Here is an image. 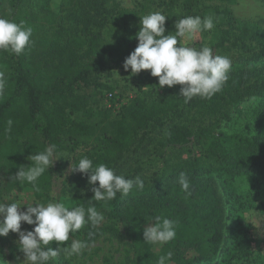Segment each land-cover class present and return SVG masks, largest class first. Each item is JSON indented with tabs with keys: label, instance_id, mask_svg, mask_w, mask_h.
Wrapping results in <instances>:
<instances>
[{
	"label": "trees",
	"instance_id": "trees-1",
	"mask_svg": "<svg viewBox=\"0 0 264 264\" xmlns=\"http://www.w3.org/2000/svg\"><path fill=\"white\" fill-rule=\"evenodd\" d=\"M70 1L73 10L65 13L34 11L29 0H0V17L33 29L32 42L23 54L0 50V134L4 138L0 159L14 177L21 166L31 164L23 158L52 144L57 152L62 151L64 136L73 143L91 135L90 124L73 118L77 113L91 116L93 112V99L80 90L103 87L99 77L113 64L123 65L138 45L143 10L121 8L116 0ZM205 1L161 0L170 19L165 22V35L176 31L177 19L200 12ZM217 1L222 5L217 16L227 20L229 27L221 29L223 41L229 40L238 53L247 56L243 63L232 65L222 90L211 99L195 97L185 104L179 95L181 85L160 94H154L153 85L147 91L139 89L136 98L121 107L112 133L84 154L93 166L104 163L114 169L140 135L163 131L146 151H153L157 158L149 156L146 166L162 164L151 184L144 183L140 191L135 188L134 195L117 193L107 202L88 201L93 197L91 190L73 200L74 206L94 205L105 216L124 220L136 264H156L168 251L173 252L170 264H256L262 255L260 240L249 235L234 216L248 203L236 186L238 178L245 176L264 188V28L258 23H240L231 8L236 0ZM108 27L115 33L114 42L103 38ZM251 98L259 104L245 114L242 104ZM191 110L200 113L201 120L191 123ZM206 116L219 125L212 129L205 125L202 118ZM238 119L251 124L250 133L223 130L225 124ZM8 120L13 122L11 131L6 130ZM189 144L194 153L188 151L187 158L171 165L160 152ZM181 172L191 179L190 196L170 183ZM77 173L81 181H88L87 175ZM38 184L40 191L22 183L31 192L28 203L52 202L49 170ZM157 215L177 222L176 238L167 244L145 242L144 229ZM86 227L87 242L96 240L99 227ZM49 264L62 263L53 260Z\"/></svg>",
	"mask_w": 264,
	"mask_h": 264
},
{
	"label": "rangeland",
	"instance_id": "rangeland-1",
	"mask_svg": "<svg viewBox=\"0 0 264 264\" xmlns=\"http://www.w3.org/2000/svg\"><path fill=\"white\" fill-rule=\"evenodd\" d=\"M180 1L181 3L182 1L186 2V0ZM29 2L31 9L34 11H39V9L43 8L55 12L64 10L65 13H69L73 10L70 0H29ZM116 3L121 8L143 10L142 15L153 11H161L167 16L165 6L161 0H116ZM218 7H222L219 1L206 0L205 7L200 12L191 14L190 16H200L202 19L211 16L214 28L209 31L196 33L190 41L181 39V43L196 48L209 46L213 49L214 54L228 56L232 61V65L243 63L246 61L247 56L238 53L231 46L232 42L229 40L224 42L222 39L221 29L225 30V28L229 27L226 26L227 20L218 18ZM231 8L235 18L240 23H258L264 28V0H236ZM166 21H170V19L168 18ZM103 38L110 42L115 41V33L111 27L104 30ZM98 83L103 87L97 88L94 85L91 88L83 87L80 90L81 95L91 96L93 99L92 115L86 116L83 113L73 115L75 120L85 121L91 125V135L79 138L73 143L69 141L67 136H64L66 147L62 151H56L55 158L57 160L49 168L52 176L49 192L51 199L64 202L71 207H75L73 203L75 197L88 194L98 182L96 185H89L88 181H81V177L77 172L73 173L70 171V164L72 162L76 163L84 154L98 148L100 140L112 133L121 107L133 101L139 89L147 91L150 85H153L156 87L154 94H160L164 90L169 89L167 86L159 87L158 78L152 77L150 70H142L139 74L133 76L131 69L125 71L123 65L116 64H113L106 73L99 77ZM258 104L259 100L257 98L247 100L242 104L243 113L246 114L251 109L253 111ZM189 118H191L190 122L192 123L196 119L201 120V115L197 111L191 110ZM202 122L211 127V129L219 125L215 124L217 122L216 119H209L207 116L202 118ZM198 124V122L194 123V125ZM165 128L167 127L165 126ZM251 129V124H247L242 119H238L235 123L225 124L223 127V130L240 134L250 133ZM159 132L153 135H140L134 147L119 157L118 164L113 169L115 174L123 175L127 179H134L139 176L144 183L151 184L152 179L155 178L157 167H162V164H159L156 168L146 166L149 156L155 158L153 151L150 153L146 151L150 149L151 145L149 143L159 139L163 134V131L160 130ZM3 143L4 138L0 134V148ZM192 144L172 150H161L160 152L164 156V160L171 165L179 159L187 158L188 151L193 154ZM23 161L30 162L28 157L23 158ZM14 178L0 159V202H19L22 205L20 211H25L27 203L30 201L31 192L29 189L24 188L21 182L15 181ZM189 181L191 185V179ZM173 182L174 186L180 187L177 180L170 183ZM236 186L239 188V192L247 197L248 203L240 212L235 214L234 219H239L241 227L249 235H253L260 240L262 255L258 258L256 264H264V188L256 187L253 181L245 176L238 178ZM134 193L135 187L128 195H134ZM125 206H128V204ZM33 219L35 218L33 217ZM34 226L22 222L21 231H30V227ZM98 227L100 235L92 242H87L86 226L75 233L74 236L70 233L68 245L71 244L73 238L86 241L88 244V247L80 255L69 256L61 251V254L53 260L56 262L61 261L62 264H136V253L127 237L123 219L105 216V221ZM18 240L19 235L12 232L7 237H0V264H23L25 258L18 247ZM48 246L55 250L58 247H65L66 243L58 244L53 241Z\"/></svg>",
	"mask_w": 264,
	"mask_h": 264
},
{
	"label": "clouds",
	"instance_id": "clouds-1",
	"mask_svg": "<svg viewBox=\"0 0 264 264\" xmlns=\"http://www.w3.org/2000/svg\"><path fill=\"white\" fill-rule=\"evenodd\" d=\"M167 18L161 11L140 16V30L136 34L138 45L125 59L124 70L131 69L133 76L142 70H150V75L158 78L161 88L181 85L179 95L185 104L195 97L211 99L227 82L232 61L226 55L214 54L209 46L196 48L182 44L181 39L190 41L196 33L213 29V18L184 16L177 19L174 34L165 35ZM32 34V27L26 26L24 22L17 23L0 17V50L19 56L31 44ZM12 123V120L7 121V131H11ZM56 151V145L52 144L43 151L30 155V166H21L14 180L26 182L35 191H40L38 180L57 160ZM70 171L87 175L89 185H96L98 182V187L91 188L93 197L88 201L107 202L114 200L117 193L125 197L134 187L138 191L144 188V181L139 176L127 179L115 174L104 163L93 166V161L87 156L81 157L76 163L72 162ZM177 183L186 195H191L190 181L184 172L179 174ZM21 206L19 202H0V237H7L10 232L19 235L18 247L25 258L23 264H49L61 251L69 256L80 255L88 244L73 238L68 245L70 233L74 236L88 224L96 228L105 221V216L94 205L87 208L71 207L54 200L47 203H27L26 211H20ZM22 222L35 227L32 231H21ZM153 222L144 229L146 243L163 245L176 238V221L157 215ZM53 241L58 244L66 243V246L55 250L47 247ZM172 257L173 252L168 251L159 256L156 264H170Z\"/></svg>",
	"mask_w": 264,
	"mask_h": 264
}]
</instances>
